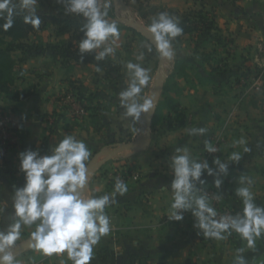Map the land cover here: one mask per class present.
Returning <instances> with one entry per match:
<instances>
[{
  "label": "crops",
  "instance_id": "0c3cea01",
  "mask_svg": "<svg viewBox=\"0 0 264 264\" xmlns=\"http://www.w3.org/2000/svg\"><path fill=\"white\" fill-rule=\"evenodd\" d=\"M140 2L142 7L135 8V11L145 16L142 18L143 23L150 20L148 18L151 16L157 17L156 12L162 10L166 13L178 12L179 14L173 15L168 13L178 20L187 9L203 7L209 14H214L218 37L222 41L209 36L208 43H211V52L215 50L212 55L222 57L216 62L221 60L226 63L225 69L231 72L236 71L237 67H233L234 65L238 66L233 59L237 47L242 46L244 39H256L259 35L258 25L264 24V0ZM148 10L155 14H149ZM110 18L112 17L106 19ZM47 28V35H37L40 32L37 31L30 34L29 40L32 38L35 43L43 46L72 40L68 35L55 37L52 33L53 26ZM125 28L128 30L119 36L122 39L113 45L116 49L115 56L110 57L120 68L122 77L119 81L105 75L104 68L89 62L73 63L69 68L62 66L58 56L52 54L50 49L29 56L17 64L12 89H29L30 92L21 100H12L0 92V113L12 111L19 120L17 148L8 151L0 149V209H3L0 212V230H5L12 222L14 190L24 184V176L19 171V153L38 150L41 155L49 154L50 149L66 135H72L85 142L91 152L90 160L86 162L88 165L96 154L114 147L120 140H141V121L133 125L130 119L123 118L124 109L120 107L118 94L127 86L125 64L128 61L138 62L137 55L144 52V60L139 63L145 68L148 51L143 45L147 43L141 41L132 43L130 47L121 46L124 39H131L132 36L130 27ZM137 34L151 42L139 32ZM188 36H192L190 38L194 40V48L200 45L201 37L195 33L184 37ZM225 37L234 39V49L230 43L225 44ZM200 52L209 54L204 49H200ZM199 64H194L190 74L192 71L194 75L197 73ZM203 65L206 68L207 65ZM224 79V83L228 82L227 77ZM228 84L232 86V90L215 93L209 84H198L195 76H191L189 82L174 81L171 88L174 92H171L176 91L178 95L170 94V98L179 102L178 109L186 117L185 125L178 126V117L174 111L170 112L172 121H167L168 111L162 110L161 118L155 129L151 130L145 149L123 151L100 163L87 176L85 188L89 196L99 197L110 193L114 187V177L121 173L126 174L124 183L128 187L123 196H117L116 202L105 209L110 220V232L94 247L91 264H234L237 249L240 248L245 249L242 255L247 264H264V236L257 239L254 249H248L246 242L234 232L222 241L198 235L193 228L194 220L190 212H187L182 221L168 220V209L172 202V192L168 187L172 179L170 158L177 154L176 148L186 147L191 156L198 159L204 150V142L223 125L226 112L235 100L233 90L236 86L233 87L231 82ZM66 93H73L82 103V116H74L65 105L63 97ZM142 94L143 91L141 96ZM253 109L249 105L244 110H238V117L227 126L226 141L220 146L215 158L227 162L233 152H240L242 159L239 163L229 162L228 174L222 177L221 187L218 189L213 185V177L202 176L206 181L205 185L221 196L220 206L235 207L240 212L243 204L235 195V189L247 186L239 183L241 176L253 181L250 190L254 195V202L264 207V129H258ZM200 127L207 129L205 134H188V129ZM241 138L246 140L251 151L245 153L242 147H233V142ZM209 166L214 167L212 161ZM33 230L34 226H22L20 239L15 246L28 240ZM15 260L17 264H61L62 260L71 264L65 255L45 256L31 248L16 255Z\"/></svg>",
  "mask_w": 264,
  "mask_h": 264
},
{
  "label": "clouds",
  "instance_id": "9594fccd",
  "mask_svg": "<svg viewBox=\"0 0 264 264\" xmlns=\"http://www.w3.org/2000/svg\"><path fill=\"white\" fill-rule=\"evenodd\" d=\"M56 3L64 6L65 15L80 16L85 21L80 29L83 37L77 48L81 59L88 53H93L96 61L115 56L113 45L120 32L114 21L106 19L112 0H56ZM38 7L39 0H0V20L3 21L0 29H10L15 17L20 15L23 23L38 29L41 24L35 14ZM146 30L152 40L143 47L152 52L154 46L159 58L173 60L176 53L172 42L183 33L178 18L162 12L152 19ZM144 55L141 52L136 57L138 62L125 64L127 86L118 94L120 107L124 109L122 116L130 119L133 125L154 108L151 98L141 96L151 80L149 70L139 63L144 60ZM187 131L189 135H203L207 129L200 127ZM236 146L242 147L245 153L251 151L243 138L233 142V147ZM204 150L211 154L218 151L209 141L204 142ZM175 151L177 154L169 161L172 179L168 187L172 192V202L168 220L182 221L184 214L190 212L198 235L222 241L234 232L246 242L248 249H254L257 239L264 236V207L254 202L250 190L253 181L245 176L239 178L241 185H247L235 189V195L242 200V211L219 217L209 197L198 187L206 183L202 176L207 175L213 177V185L219 189L222 177L228 174L229 162L239 163L241 153L233 152L227 162L214 158V167H210L206 160L194 159L186 147H178ZM90 157L86 143L72 135H66L50 149L49 154L41 155L38 150L18 154L24 184L14 190L12 222L5 230H0V264H17L12 249L20 239L22 226H34L30 233L31 249L45 256L65 255L71 264H91L94 247L110 232V220L105 209L116 202L117 196H123L128 187L117 178L110 193L99 197L87 195L86 162ZM214 198L219 200L221 196ZM244 250L237 249L234 264H247L242 255ZM61 264L66 262L62 260Z\"/></svg>",
  "mask_w": 264,
  "mask_h": 264
},
{
  "label": "trees",
  "instance_id": "16d2710c",
  "mask_svg": "<svg viewBox=\"0 0 264 264\" xmlns=\"http://www.w3.org/2000/svg\"><path fill=\"white\" fill-rule=\"evenodd\" d=\"M177 13L176 11H169ZM162 13V11H160ZM41 20L40 27L34 29L31 25L23 23V16H17L14 19L13 26L7 31L0 29V92L12 100H21L29 95V89L18 91L12 89L15 80V68L18 63L23 62L27 57L40 54L45 49H50L52 54H56L62 66L70 67L73 63H92L96 67H102L105 70V75L110 76L113 80L119 81L122 75L119 72V67L114 64L110 57H106L103 61H96L93 53L81 55L78 53V42L83 37V32L80 31L85 23L84 19L76 15H65L64 6L56 3V0H39V7L35 13ZM139 15L145 18L143 14ZM113 6L108 9L107 17H113ZM106 17V18H107ZM0 23H3L0 20ZM151 22L146 21V26ZM47 26H53L52 33L55 37L69 34L74 37L75 41L67 40L56 42L55 44L47 43L46 45H38L34 41L29 40L30 34L45 29ZM179 26L183 29L182 35L175 38L172 42H179L185 35L197 34L201 37V46L208 41L209 36L215 37L214 33L218 30L215 21V15L205 11L203 7L199 9H189L181 14L179 18ZM133 30V29H131ZM217 40V38H215ZM154 52V51H153ZM203 56V55H202ZM211 57L205 54L199 62L195 78L198 84H209L215 93L220 92L219 86L225 84V92L231 90L232 86L228 82L224 83L222 76L227 73L225 71L226 63L221 60L215 65L210 64ZM203 64H207V69ZM221 64V65H220ZM220 65V66H219ZM194 66L191 58L176 55L172 73L169 74L162 88L161 98L157 103L156 110L151 120V130L155 129L158 121L161 118L162 110L166 109L167 121H172L170 112L174 111L178 117V126H184L186 117L179 108V102L170 98V91L174 86L173 78H180L185 82L190 81L189 70ZM198 69H200L198 71ZM178 95V92L175 91ZM129 141V140H128ZM124 141H118L121 143ZM234 213H240V210L232 207Z\"/></svg>",
  "mask_w": 264,
  "mask_h": 264
},
{
  "label": "rangeland",
  "instance_id": "374dc122",
  "mask_svg": "<svg viewBox=\"0 0 264 264\" xmlns=\"http://www.w3.org/2000/svg\"><path fill=\"white\" fill-rule=\"evenodd\" d=\"M123 1L128 6L130 15L135 20H137L138 22H140L141 24L146 26V23H143V21H142V17L139 15V13H136V11H135V8H137L139 6L142 7L141 6L142 3L140 2L141 0H123ZM111 5L113 6L114 16L112 18H110L108 21L109 22L114 21L117 24V27L119 29L120 34H123L128 30V28H125V27H130V32L132 33L131 39L130 38L124 39V42L122 41V43H124V44H121V46L130 47L132 45V43L137 44L138 42H141V41H143L144 43L146 42L147 44L151 43V42L146 41L144 38H142V36L137 34L138 31H136V29L129 26L128 24H126L125 21H123L121 19L124 15H123V13L119 7H114L113 0H112ZM188 10L189 9H187L186 11H188ZM148 11H149L148 12L149 14H152V15L155 14L154 11H151V10H148ZM159 13H160V11L156 12V15H159ZM167 13H169L170 15H173V13H170V12H167ZM174 14H176V13H174ZM177 14H179V13L177 12ZM148 19H150V20H148L147 22H151L153 18L151 16ZM253 28H255V26ZM131 29H133V30H131ZM48 31H49V29L46 27L45 29L40 30V32L37 35H47ZM218 31L214 32L215 38H217V41L218 40L222 41V38H220V36L218 37V33H217ZM258 31H259V35L256 39H253L251 41H246V39L242 40V43H243L242 46H238L237 52H234L235 57L233 59H235V62L238 63L237 64L238 66L233 64L234 65L233 67H237L236 71L231 72V70L229 71L228 69H226L225 71H229V73L228 72L225 73V75L222 77L223 78L227 77L228 78L227 81L231 82L233 84V87L236 86L235 89L233 90L235 100H234L233 104L230 106V108L228 109V111L226 112L225 121L227 120L229 113L232 111L233 116L228 118L229 125H231L232 122L235 121V118L238 117V115H239V114H237L238 110H240V109L244 110L245 107L251 105L252 108H254L252 110V113L254 116V121H256L258 123V129L262 130V129H264V24L263 23H260V25H258ZM66 35H68V37H71L72 41H75L73 36H71L69 34H66ZM190 37H192V36L183 37L179 42L172 44V47L175 50L176 55L179 54L181 56L188 57L189 59L191 58V61H193V63L195 64V63H199V60L203 59L206 52H200V49H204V50L208 51L207 53H209V56L211 55L210 56L211 57L210 58L211 59L210 60L211 65H213V63L215 65L217 59H222V57L218 58V57H215L212 55L215 50L214 51L212 50L213 53L211 52V43L210 42L208 43V41H207L206 43L203 44V46H201V44H200L199 46L194 48V44H195L194 40L191 39ZM195 37H196V35H195ZM226 38L227 37H225V39L223 41H225V44L230 43L231 47H232V43L234 42V39L233 38H227L226 39ZM121 39L122 38L119 37V39L116 41V44ZM30 40L35 41L32 38H30ZM192 40H193V42L190 43V41H192ZM64 41H66V40H64ZM60 42H62V41H60ZM234 48L235 47L233 46L232 49H234ZM153 51L147 52V54H146L147 62H146L145 68L149 70V75L151 77V80H150V83L143 89L142 97L145 99L150 97V94H151L152 89L154 87V80L156 78V74L158 75L160 73L159 72L160 67L158 66L159 56L155 52L154 46H153ZM200 54H201V56H200ZM176 55L173 58V60H171V61L163 60V63H165V62L167 63V65L164 69V71H165L164 74L166 73V77H165V80L163 82V86H164V83L166 82L169 74L172 73V71H173ZM207 67L208 66H206V69H207ZM119 72H120V68H119ZM189 74H190V70H189ZM191 76H195L194 71L191 72L190 77ZM178 80H182V79L177 78V77L173 78V82L178 81ZM224 80H226V79H224ZM163 86H162V88H163ZM219 89H220V91L225 90V87L219 86ZM232 89L233 88H231V90ZM171 91H173V90H171ZM161 94H162V90H161ZM161 94H160L159 99L161 98ZM170 94L176 95L175 93H172V92ZM140 121L142 124L141 125V132L143 135V133L145 132L146 120H144L145 121L144 122L143 116H142ZM226 137H227V135H226ZM121 141H123V140H121ZM128 142H133V141L130 138L124 139V143H128ZM119 144H122V142ZM104 158H105V156H101L99 160L101 161Z\"/></svg>",
  "mask_w": 264,
  "mask_h": 264
},
{
  "label": "built area",
  "instance_id": "2783aa9c",
  "mask_svg": "<svg viewBox=\"0 0 264 264\" xmlns=\"http://www.w3.org/2000/svg\"><path fill=\"white\" fill-rule=\"evenodd\" d=\"M65 105L70 109L72 114L76 117H80L84 114V109L82 103L78 100V98L73 93H66L63 97ZM236 106V105H235ZM233 116V112L231 111L228 115L229 117ZM228 118L224 121L223 125L214 133H212L208 139L209 142L213 144V146L217 147L219 150L220 146L226 141V129L229 124ZM19 120L18 117L12 112H1L0 113V149L1 150H12L16 149L19 144ZM218 152V151H217ZM216 153H208L205 150L201 152L198 157V161L206 160L208 164L216 157ZM119 178L123 182L126 179V174L121 173L114 177L115 181ZM198 187L202 188V193L206 194L209 197V202L212 207L217 210L218 217L222 215H236L232 207H222L219 205V200H216L215 191L208 187L207 185H198ZM187 212L184 214V216ZM238 214V213H237ZM32 264H39L34 262Z\"/></svg>",
  "mask_w": 264,
  "mask_h": 264
},
{
  "label": "water",
  "instance_id": "95a60500",
  "mask_svg": "<svg viewBox=\"0 0 264 264\" xmlns=\"http://www.w3.org/2000/svg\"><path fill=\"white\" fill-rule=\"evenodd\" d=\"M113 5L114 7H119L120 10L123 13V17L121 18L123 21L126 22V24H128L129 26L133 27L134 29H136V31H138L140 34H142L145 38L149 39L150 41L152 40L151 35L147 32V27L144 26L143 24H141L140 22H138L137 20H135L129 13V8L128 6L124 3L123 0H113ZM126 15V16H125ZM163 60L161 58H159V63L158 66H160L162 64ZM166 77V73L164 75H157L156 74V78L154 81V88L152 93L150 94V97L153 100L154 103V108L151 110L150 113H148L147 115H145L146 118V123H145V132L142 135L141 140L139 141H134V142H128V143H122V144H116L114 147L105 149L101 152H99L98 154H96L92 161L87 165V176L92 173L94 170L97 169V167L100 165V163H102L103 161L110 159L116 155H118L119 153L123 152V151H128V150H140V149H145L149 143V136H150V132H151V119L152 116L156 110L157 107V103L161 94V90H162V86H163V82L165 80ZM141 143H143V145H140ZM101 156H105L104 159H102L101 161L99 160V158ZM29 243H30V238L28 240H26L25 242L21 243L18 246L13 247L12 251L14 253V255H20L22 253H24L27 249H29Z\"/></svg>",
  "mask_w": 264,
  "mask_h": 264
},
{
  "label": "bare ground",
  "instance_id": "6f19581e",
  "mask_svg": "<svg viewBox=\"0 0 264 264\" xmlns=\"http://www.w3.org/2000/svg\"><path fill=\"white\" fill-rule=\"evenodd\" d=\"M166 65H167V63L165 62V63H163L162 62V64L159 66L160 67V73L158 74V75H164V69H165V67H166ZM154 88V87H153ZM144 120H146V118H145V116H144ZM147 121V120H146ZM145 122V121H144Z\"/></svg>",
  "mask_w": 264,
  "mask_h": 264
}]
</instances>
